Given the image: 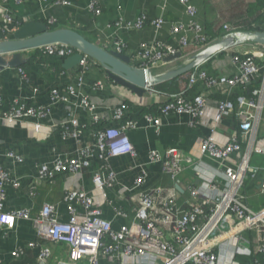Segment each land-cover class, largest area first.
I'll return each instance as SVG.
<instances>
[{
    "label": "built area",
    "instance_id": "built-area-1",
    "mask_svg": "<svg viewBox=\"0 0 264 264\" xmlns=\"http://www.w3.org/2000/svg\"><path fill=\"white\" fill-rule=\"evenodd\" d=\"M38 1L53 6H70L69 0ZM179 1L185 7L187 15L194 17L196 10L189 4V0ZM87 12L100 16L98 0L89 3ZM3 16L5 24L0 30V41L11 39L14 31L22 24V21L5 12ZM46 23L54 25L56 21L49 19ZM165 24L163 18L149 20L140 15L133 22H125L120 18L114 27L119 30H139L151 25L157 30ZM223 25L227 33L232 32L229 24ZM170 32L178 37L177 47L158 42L143 43L131 57V64L135 68L153 70L170 56L180 53L182 59L183 52L189 46H194L198 52L210 44L203 28L193 20L187 24H170ZM188 34H192V41L188 40ZM111 50L124 54L126 45L121 40H115ZM76 53L73 48L61 45H49L40 49V54L46 58H58L63 61ZM226 53L230 54L231 64L235 69L232 75L215 76L195 70L188 78L189 87L197 88L202 85L207 93L196 92L191 96L169 97L159 106L158 117L145 116L147 122L158 127L162 116L186 113L191 115L194 120L192 125L195 126L205 116L204 110L208 104L206 94L210 96L221 92L230 97L237 90H241L236 99V116L240 125L224 146H217L208 137L199 142L197 158L185 155L177 149H168L163 155L158 152L149 153V163H160L163 172L174 183H178L179 178L188 170L191 171V181L185 190L192 202L187 209L181 210L176 204L174 194L165 195L162 188L143 190L146 173L142 171L133 186L139 204L135 209L134 223L117 231L113 229L110 221L103 218L98 205L82 190H70L64 197V202L69 205L70 218L67 222L58 218L56 209L50 204H44L35 215L26 209L5 212L6 187L18 189L21 182L0 167L2 235H8V230L15 220L32 222L37 232V239L17 246L12 252V257L25 262L24 264H29L26 262L27 256L34 252L37 264H50L51 261L54 264H239L236 261L238 256H264V207L258 210L251 208L247 196L242 192L244 182L250 179L256 182L259 195L264 196V181L258 179L261 168L250 164L254 154L264 155V137L259 135L260 125L264 121V46L245 44ZM78 66V87L81 89L85 85L83 81L86 72L98 65L88 57L82 56ZM19 73L24 76L23 71L19 70ZM255 80H259L258 86L251 90L250 96H246L244 93L247 86ZM95 87L102 88L99 83ZM67 96L81 102L89 111L92 123L100 124L101 116L89 102L88 96L84 93L76 95L73 87L64 90L52 89L51 104L45 107L33 105L31 101H15L7 111L0 112V119L9 124L27 119H45L52 106L68 101ZM215 106L213 126L210 129L212 133L225 117L234 112L231 102L217 101ZM128 109L126 105L115 108L112 118L118 123V127L99 129L94 146L81 147L75 156L56 160L51 167L41 165L38 169V179L43 182L51 181L58 174L76 175L89 170L93 152L97 150L101 165L94 172L92 182L95 190L102 193L105 200L104 191L113 188L116 182V174L109 162L114 158L126 155L134 157L136 154L127 132L137 128V122L124 120ZM58 126L66 136L76 139L82 133V127L74 117ZM34 128L39 131L40 126L35 125ZM8 155L17 158L12 152ZM205 156L223 163L231 162L233 156H237L239 162L235 167H215L204 161ZM194 181H198V184L194 185ZM30 195L35 197L33 192H30ZM155 198L160 199L159 206L155 205ZM116 214L124 216L118 211ZM249 232L260 235V244L254 250L246 247L249 244L244 237ZM43 241L55 246L59 254L57 258L52 260L51 250L43 245ZM247 264L263 263L256 260Z\"/></svg>",
    "mask_w": 264,
    "mask_h": 264
},
{
    "label": "crops",
    "instance_id": "crops-1",
    "mask_svg": "<svg viewBox=\"0 0 264 264\" xmlns=\"http://www.w3.org/2000/svg\"><path fill=\"white\" fill-rule=\"evenodd\" d=\"M69 1L70 6L64 7L53 6L38 0H20L19 3L16 0L6 2L0 0V30L5 24L4 12L22 23L31 20L47 22L49 19H55L56 26L71 28L106 50L112 49V43L115 40H121L126 45L124 54L132 57L143 43L158 42L177 47L178 37L171 34L170 24H187L193 20L203 28L204 34L213 35L218 33L223 24H230L240 11L236 14L234 12L245 6H240L245 0H189V4L196 10L195 16L191 17L187 15L185 7L179 0H98L101 14L95 16L87 12V7L92 0ZM249 3L252 1L247 2L246 6ZM140 15H144L149 20L163 18L166 24L157 30L151 25L139 30L115 29L114 24L118 19L133 22ZM210 37L219 38V36ZM187 38L192 41V34H188ZM196 53V48L189 46L183 52L182 59L163 61L152 71L154 74H161L173 70ZM31 57H33L32 52L24 54V69L21 66L0 72V112L7 111L15 101H31L33 105L48 106L51 104L52 89L64 90L67 87H73L76 95L84 93L88 96L89 102L101 116V122L100 124L92 123L89 111L82 106L81 102L69 96H67V102L52 106L50 114L45 119H27L12 124L0 119V167L12 178L19 179L21 182L18 189L6 187L5 212L26 209L35 215L44 204H50L56 209L58 218L67 222L70 218L69 205L64 202V197L70 190H82L98 205L102 210L103 218L110 221L113 229L117 231L125 226L130 227L134 223L135 209L139 204L138 195L133 190V186L142 171L146 173L143 190L162 188L165 195L173 193L178 207L185 210L192 202V198L185 190L191 181V171L188 170L179 178L178 183H174L163 172L160 163H149V153L158 152L163 155L168 149H177L185 155L197 158L201 139L210 137L217 146L221 147L229 141L237 129V122L230 115L221 121L214 133L211 132L217 100L207 94L208 104L204 110L205 116L199 124L193 126L194 120L189 114L170 113L168 116H162L160 125L154 127L145 120V116L158 117L159 114L154 111L152 114H146L142 110L157 108L164 104L170 97L166 92L158 91L154 87L153 92L138 98L128 90L113 84L99 66H94L86 72L83 81L85 85L80 89L78 87L80 68L65 71L62 68L63 61H59L58 58H46L44 61L40 56H36L34 62L26 66ZM56 64L61 65V71L53 66ZM205 65L208 66L209 74L215 76H230L235 72L229 53H223L222 56L215 57ZM19 70L23 71V77L26 79L20 75ZM98 83L102 88L95 87ZM169 83L171 84L172 81ZM187 87L189 88L188 84ZM196 92L207 93L202 85L197 86ZM120 105L128 106V110L131 109L134 113L132 121L137 122V128L127 132L136 154L134 157L126 155L114 158L109 162L116 174V182L113 188L104 191L105 200L103 194L95 190L92 182L94 172L101 165L97 150L93 152L89 170L76 175L58 174L51 181L43 182L38 179V169L41 165L51 167L56 160L73 157L81 147L94 146L96 132L99 129L118 127V123L113 121L112 114ZM71 117H74L82 127V133L78 139L66 136L58 126ZM35 125L40 126L39 131H35ZM259 135L264 137V121L260 125ZM11 152L17 158L10 157L8 154ZM238 162L239 158L233 156L231 162L227 164L235 167ZM250 164L261 168L258 179L264 181V155L254 154ZM255 183L253 180L245 181L242 192L247 196L250 207L258 210L264 207V196L259 195V189ZM193 184L197 185L198 181H194ZM30 192L35 193V197H32ZM159 201V198H155V205L159 206ZM117 211L124 216L116 214ZM2 233L0 225V264H20L21 261L12 257V252L17 246L37 239V232L32 222L15 220L8 230V235L4 237ZM259 238L260 235L256 232H249L244 237L253 250L260 244ZM43 245L50 248L52 260L59 256L53 244L43 241ZM35 257V252L28 254L26 262L37 264ZM50 264L54 262L51 261Z\"/></svg>",
    "mask_w": 264,
    "mask_h": 264
},
{
    "label": "water",
    "instance_id": "water-1",
    "mask_svg": "<svg viewBox=\"0 0 264 264\" xmlns=\"http://www.w3.org/2000/svg\"><path fill=\"white\" fill-rule=\"evenodd\" d=\"M245 44L264 46V32L239 30L229 32L182 62L177 68L154 74L150 69L135 68L131 64V57L108 51L71 28L50 29L45 21L31 20L22 23L14 31L11 39L0 41V72L23 66L25 64L23 56L26 53L49 45L68 46L77 53L62 62L65 71L78 66L82 56H86L104 70L113 84L142 98L146 93L153 92L154 87L192 72L215 57ZM180 59L181 54L178 53L164 61ZM177 189L179 190L178 187Z\"/></svg>",
    "mask_w": 264,
    "mask_h": 264
},
{
    "label": "trees",
    "instance_id": "trees-1",
    "mask_svg": "<svg viewBox=\"0 0 264 264\" xmlns=\"http://www.w3.org/2000/svg\"><path fill=\"white\" fill-rule=\"evenodd\" d=\"M50 29H56V28H60V26H56L54 25H48ZM229 26L232 28V31H250V32H256V31H260V32H264V0H254L252 3H249L245 10L241 11L238 15H235L234 18L232 19V21L230 22ZM210 36H219V38H221L223 35H221L220 30H218V33L216 34H206V40L208 43H211L217 39H213ZM33 57L30 58V60L28 61V63L26 64V66L31 65L36 56H40L41 59H43L44 61L46 60V57L40 54V50H36L32 52ZM36 55V56H35ZM223 54H221L220 56H222ZM59 61H63L61 59H58ZM258 64L262 63L260 61H257ZM55 66L56 69L61 71V65L56 64L53 65ZM208 66H201L200 68H198L197 70L200 71H205L208 75H212L209 74V70L207 69ZM22 68L24 69L25 67L22 66ZM79 66H76L75 68L71 69L70 71H74L75 69H78ZM101 68V67H100ZM102 69V68H101ZM195 71V70H194ZM192 71V72H194ZM192 72H189L187 74H184L182 76H180L179 78H176L175 80H172V83L170 84L168 83H164V84H160L158 86L155 87L156 90L161 91V92H166L167 94L170 95V97H176V96H191V94H194L197 90V88L195 87H187L188 84V78L190 76V74H192ZM106 74V73H105ZM187 81V83H186ZM259 80H255L252 81L250 85L247 86L246 91H245V95L246 96H250V92L253 88L258 86ZM170 84V85H169ZM239 93H241V90H237V92L233 95H231L230 97L225 96L224 94H222L221 92L212 94L209 97H212V99L217 100V101H224V102H231L234 106V112L231 114V116L233 118H235L236 122H237V129L239 128V120L237 119L236 116V111H237V107H236V99L239 97ZM161 106V105H159ZM159 106L157 108H144L142 110L143 113L146 114H152L153 111L156 114H159ZM134 113L133 111L130 109L127 111L124 120H134ZM204 161H206L207 163L215 166V167H222V168H226L228 167L227 163H223V162H219L216 160H213L211 158L208 157H204L203 158ZM250 180L247 179L246 182ZM251 181V180H250ZM237 262L239 264H247V263H253L256 260L261 261L264 264V256L263 255H256L253 257H243V256H238L236 258ZM20 264H24V262H21Z\"/></svg>",
    "mask_w": 264,
    "mask_h": 264
},
{
    "label": "rangeland",
    "instance_id": "rangeland-1",
    "mask_svg": "<svg viewBox=\"0 0 264 264\" xmlns=\"http://www.w3.org/2000/svg\"><path fill=\"white\" fill-rule=\"evenodd\" d=\"M249 1H250V0H245V2H243V3L240 4V6H244V5L246 6V3L249 2ZM245 6H244V7H245ZM244 7H240L237 11L234 12V14H236V12L238 13L239 11L241 12V11L245 10ZM240 12H239V13H240ZM239 13H238V14H239ZM238 14H237V15H238ZM220 32H221V35H223V36H224L225 34H227V32L224 30V25L221 26V28H220Z\"/></svg>",
    "mask_w": 264,
    "mask_h": 264
}]
</instances>
